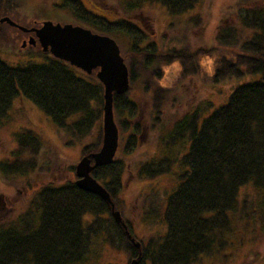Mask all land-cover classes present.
Wrapping results in <instances>:
<instances>
[{
    "label": "trees",
    "instance_id": "trees-1",
    "mask_svg": "<svg viewBox=\"0 0 264 264\" xmlns=\"http://www.w3.org/2000/svg\"><path fill=\"white\" fill-rule=\"evenodd\" d=\"M12 1L0 0V12L7 11ZM202 1L129 0L124 8L131 14L147 4H160L169 16L179 17ZM260 1L236 0L234 22L219 23L212 45L195 48L187 46L186 35L204 24L200 14L190 16L185 28L170 23L179 28L177 32L157 38L130 18L107 19L86 9L81 0L57 4L95 32L122 35L117 42L129 68L130 85L124 93H115L113 101L121 150L111 164L96 166L91 174L110 192L131 236L115 221L109 201L76 185L75 166H70L73 179H55L64 168L59 154L65 149L79 146L80 154L89 156L93 165L91 154L100 149L104 86L95 72L83 77L39 44V53L46 58L43 63L12 66L0 57V121L9 116L18 98H28L51 118L61 142L19 126L13 132L14 145L0 158L2 182L23 183L31 192L25 207L0 218V264H120L105 261L109 248L124 252L126 264L134 258L136 264H202L212 255L225 262L227 244L243 240L255 227L264 231V2ZM203 59L213 62V83L245 76L253 80L237 84L226 103L201 101L168 127V111L188 100L182 85L203 72ZM176 65V79L164 85L166 70ZM133 87L149 101L147 118ZM147 133L155 147L148 151L150 156L136 162L138 178L175 172L179 180L166 198L165 233L145 241L126 217L120 194L125 155L135 152ZM43 175L54 176L44 182Z\"/></svg>",
    "mask_w": 264,
    "mask_h": 264
},
{
    "label": "rangeland",
    "instance_id": "rangeland-1",
    "mask_svg": "<svg viewBox=\"0 0 264 264\" xmlns=\"http://www.w3.org/2000/svg\"><path fill=\"white\" fill-rule=\"evenodd\" d=\"M81 1L86 6V9L105 16L107 19L113 20L118 19V17L130 18L140 28L147 29L149 33L154 32L157 38L164 33L172 36L177 32L179 28L170 27V23L175 22V26L185 28L190 16L200 14L204 24L197 28H190L189 31L187 30L186 41L188 42L187 46L190 48L212 45L213 37L219 23L234 22L235 13L233 12L235 8L232 6L236 2V0H203L188 14L172 17L169 16L166 8L160 6V4H147L143 6L144 8L142 10L127 14L124 7L128 5L129 0ZM262 1L264 2V0L260 2ZM59 2L60 0H13L7 6L9 8L7 11L0 12V18L8 16L15 23L28 29L39 27L44 22H52L54 24L70 23L76 26L88 27L70 9L60 8L57 5ZM128 15L130 16L128 17ZM31 33L24 32L19 27L8 24V22L0 23V57L12 66L28 61L36 63L45 62V55L39 53L37 45L29 43ZM109 36L119 42L122 37L119 33L110 34ZM207 61L208 59L201 60L203 70L201 74L192 79L188 78L183 83L182 91L186 93L188 100L185 101L184 105L168 111L166 117L168 127L174 124L176 118H179L188 110H193L201 101L211 100L216 106L224 102L226 103L229 97L228 95H230L235 86L237 87V84L253 80L252 76H245L242 79H227L213 83L210 80L214 75L213 62ZM178 71V65L168 67L163 84L171 85L172 81L176 79L175 77H177ZM76 72L83 77L88 75L78 68H76ZM132 90L134 98L141 105V111L144 117L147 118L148 108L150 106L149 101L136 88L133 87ZM12 107L9 116L4 121H0V158L6 155L8 148L14 145L13 132L19 126L35 128L43 136L49 137L52 142L61 145L59 136H57L56 127L51 118L28 98H18ZM139 142L140 144L135 152L125 155L127 168L123 175V190L120 195L125 202V215L136 227L135 233L140 239L147 241L146 238L159 234L163 235L165 233L166 227L163 224V212L166 198L173 192L179 179L175 172L154 179L138 178L136 162L150 156L148 151H152V146L155 147V140L150 133H147ZM119 149L121 150V143ZM65 150L66 152L59 154L64 168H60L59 177L55 178L59 180L58 182L73 179L74 176L70 170V166L77 165L83 157L80 154L79 146L69 147ZM118 156L122 157V152H119ZM53 176L43 175L42 177L44 178V182H50ZM30 198L31 192L25 189L23 183L11 186L3 183L0 179V206L1 204L3 205L0 207V218L5 216L9 217L19 212L28 204ZM147 211L151 212L150 215L146 214ZM146 217L149 218L146 219ZM258 229V227H255L253 229L254 232L252 231L253 233L245 234L247 236L243 240L242 238H238L234 240L236 243L232 242V244H227L228 247L226 246L223 252L225 256L229 257L228 259L225 258V262L221 259L220 262L218 255H212L202 259V264H264V231L260 232ZM109 249L105 251V261L126 264L127 255L124 252H116L115 250Z\"/></svg>",
    "mask_w": 264,
    "mask_h": 264
},
{
    "label": "water",
    "instance_id": "water-1",
    "mask_svg": "<svg viewBox=\"0 0 264 264\" xmlns=\"http://www.w3.org/2000/svg\"><path fill=\"white\" fill-rule=\"evenodd\" d=\"M2 22H8L24 32H34L35 36L30 38V44H39L44 52L51 53L54 57L68 62L87 74L95 72L99 82H102L104 86L102 145L97 152L91 154L94 165L92 159L87 155L83 156L75 165V173L78 177L76 185L80 189L98 194L109 201L115 221L122 224L121 226L124 227L128 236H131L128 226H126L127 223L123 219L121 211L116 209L110 192L91 174L94 167L111 164L115 160L120 146L119 127L115 119V112H113L114 94L124 93L130 85L129 68L121 53L120 45L113 37L81 25L44 22L39 27L28 29L15 23L8 16L0 18V23ZM25 43L23 44L26 45ZM131 240L136 241L135 237H131ZM135 244L138 248L141 247L139 241H136ZM141 255L142 251L138 257ZM136 263L137 258H134L131 264Z\"/></svg>",
    "mask_w": 264,
    "mask_h": 264
},
{
    "label": "flooded vegetation",
    "instance_id": "flooded-vegetation-1",
    "mask_svg": "<svg viewBox=\"0 0 264 264\" xmlns=\"http://www.w3.org/2000/svg\"><path fill=\"white\" fill-rule=\"evenodd\" d=\"M30 35H31V37H32V36H35V33H34V32H32Z\"/></svg>",
    "mask_w": 264,
    "mask_h": 264
}]
</instances>
